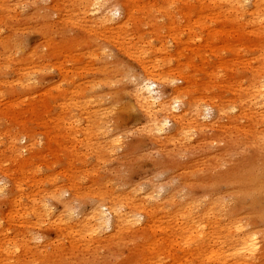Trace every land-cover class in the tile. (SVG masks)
I'll return each mask as SVG.
<instances>
[{
    "label": "rangeland",
    "instance_id": "1",
    "mask_svg": "<svg viewBox=\"0 0 264 264\" xmlns=\"http://www.w3.org/2000/svg\"><path fill=\"white\" fill-rule=\"evenodd\" d=\"M256 1L0 0V264H241L234 224L264 264ZM144 80L211 119L151 135ZM127 201L137 225H85Z\"/></svg>",
    "mask_w": 264,
    "mask_h": 264
},
{
    "label": "bare ground",
    "instance_id": "2",
    "mask_svg": "<svg viewBox=\"0 0 264 264\" xmlns=\"http://www.w3.org/2000/svg\"><path fill=\"white\" fill-rule=\"evenodd\" d=\"M247 1L248 0H232V4L235 7L238 6L240 8H244ZM261 1H264V0H257L256 1V6L259 8L257 18H258L259 22L261 24H263V26H264V5H262L260 3ZM101 10H102L101 6H99L96 9V13L97 14L101 13L100 12ZM114 14H115L114 16L121 15L119 10H116ZM112 15H113V13H112ZM112 19H114V18H112ZM101 20H102L101 22H103L102 24L109 21V19H107V18L106 19L103 18ZM253 89L255 90V94L253 93L252 97L247 98L248 103L251 105L250 109L254 110L256 114H258L259 116H262L264 118V79L262 78V81L256 82V84L253 85ZM135 90H136L135 100L137 103H139L140 109L145 113V115L147 116V118L149 120V124H150L149 125V132L151 135L166 136L168 133L167 130H168V128L172 122L176 123V125H178L179 127L184 128L185 126L188 125V122L191 120V117H195L196 119L198 118V120H195L196 123L200 120L208 121L209 119H211V116H212L211 114H212L213 110L207 108L206 106L204 108H202L198 105L190 106L187 109H185L184 111H182L184 108H182V102L179 100V98H176V100L172 104H169L168 102H163L162 94L157 89V85L154 82H148V81L144 80V81L140 82L139 84H136ZM248 103H247V106H249ZM185 107H186V104H185ZM177 112H180V115H177V116L174 115ZM170 116H173L174 118H171ZM203 126L205 127V129H202V132L207 130L206 128H209V127L213 128L215 126V124L210 123L208 125L204 124ZM255 169H257V168H255ZM228 176H230V175H228ZM221 180H223V179H221ZM253 180L254 179H252V182L254 183ZM255 180H257V178ZM238 182L240 183V181H238ZM252 182H250V183H252ZM234 183H236V182H234ZM245 183H247V181ZM262 184L263 183H261V185ZM230 186L232 187L233 185L230 184ZM258 187H262V186L259 185ZM236 190H237V188H236ZM247 190H245V191H247ZM250 190H252V189H250ZM250 190H249V192H250ZM255 191H256V189H255ZM2 192H3V187H0V193H2ZM239 193H238V195H239ZM255 193H257V192H255ZM246 195H248V194H246ZM242 196H241V198H242ZM243 197L246 198L245 195ZM261 198H264V197H261ZM248 200H250V199H248ZM242 201H244V200H242ZM258 202H260V201H258ZM129 204L130 203L127 201L126 204L114 206L115 208H112L113 206H111V209L109 211L107 208L105 209L104 206H100L99 208H103V209L96 210L90 219L85 220L86 221L85 225L88 227L91 226L90 229L92 231V234H95V236L102 235L101 233L103 231H105V230L108 231L113 227L115 229H118L121 226H123V227L124 226H127V227L135 226L139 223V220L135 219L134 213L132 211V208H130ZM251 205H252V203H251ZM36 206H38V204ZM125 207L128 208L129 212L126 211L127 209L124 210ZM41 208H43L44 211L49 215L50 207L47 204L42 205ZM107 212H109V214H107ZM112 218L115 219V225L113 223ZM82 223H84V222H82ZM233 227H235V232L239 236L238 242L240 243L238 252L236 254H234L233 256H237L238 262L241 264H257L258 260H259V255L261 252V247H260V242H258V239L256 238V234H252V235L247 234L246 229H245L246 226H244V225L234 224Z\"/></svg>",
    "mask_w": 264,
    "mask_h": 264
}]
</instances>
